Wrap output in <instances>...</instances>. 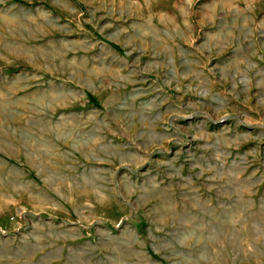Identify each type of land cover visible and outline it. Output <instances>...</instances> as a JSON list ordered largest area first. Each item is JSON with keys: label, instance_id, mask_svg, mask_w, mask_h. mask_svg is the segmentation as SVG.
Masks as SVG:
<instances>
[{"label": "rangeland", "instance_id": "374dc122", "mask_svg": "<svg viewBox=\"0 0 264 264\" xmlns=\"http://www.w3.org/2000/svg\"><path fill=\"white\" fill-rule=\"evenodd\" d=\"M0 264H264V0H0Z\"/></svg>", "mask_w": 264, "mask_h": 264}]
</instances>
